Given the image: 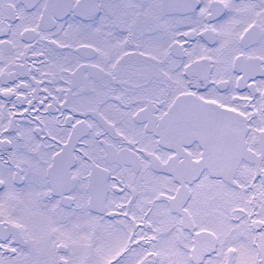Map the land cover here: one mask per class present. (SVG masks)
Segmentation results:
<instances>
[{
    "label": "snow or ice",
    "instance_id": "obj_1",
    "mask_svg": "<svg viewBox=\"0 0 264 264\" xmlns=\"http://www.w3.org/2000/svg\"><path fill=\"white\" fill-rule=\"evenodd\" d=\"M0 264H264V0H0Z\"/></svg>",
    "mask_w": 264,
    "mask_h": 264
}]
</instances>
